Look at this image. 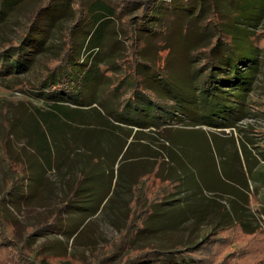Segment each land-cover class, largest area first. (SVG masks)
<instances>
[{
    "label": "rangeland",
    "instance_id": "374dc122",
    "mask_svg": "<svg viewBox=\"0 0 264 264\" xmlns=\"http://www.w3.org/2000/svg\"><path fill=\"white\" fill-rule=\"evenodd\" d=\"M38 1H21L0 15V42L16 38L15 30L21 22H26L27 13ZM109 1L119 8L122 1L125 3L129 0ZM173 1L184 8L183 13L192 11L184 0ZM213 1L220 8H229V0ZM135 6L125 11L131 17H136L140 12H135ZM159 6L163 7L162 3ZM243 7L252 9L242 12ZM159 8V11H163V19L157 25L162 27V32L145 35L138 32V35L139 49L144 58L157 57L158 62L154 63L140 61V67L148 71L149 78L156 81V85L165 88L161 103L153 95H148L150 93L146 90L133 89L134 81L139 80V75L134 73L130 55L124 53V35L118 30L125 24L116 19L104 27V48L110 51L103 54L100 49L93 58V61L101 58L103 62L107 60V55L112 56L106 61L112 64L101 68L102 77L97 83L100 93L96 90L89 92L90 97L84 100L72 99L71 103L59 110L60 114L56 113L57 118L43 113L51 109L48 105L51 100H46L44 93H38L40 96L36 97L38 94L31 87L34 80L45 72V67L55 63L46 62V59L56 57L62 48L61 32L73 20L68 11L60 13L53 22L42 28H47L46 34L40 32L43 44L36 58L45 64H35L27 71L0 82V137L6 136V129L11 125L9 122L13 120L10 137L12 150L26 163L25 130L29 128L26 125L35 119L38 120V130L47 135L50 153L54 155L49 162L42 160L40 169L36 166L33 173L28 172L32 182L31 185L27 181L23 182L25 198L16 206L7 205V208L0 211L1 230L14 243L12 245L10 241L0 240V264H31L30 259L38 264H77L74 258H79L84 264H92L95 256L109 254L112 244L122 236L134 214L139 213L134 210L135 197L132 198L131 183L139 171L146 168L150 170L153 166L159 169L161 176L175 180L179 186L174 187V183L161 182L152 176L146 179L148 201L163 196L165 199L162 202L166 203L158 207L160 214L152 218L147 230L139 234L136 247H171L184 242L186 238L197 241L204 231L211 229L213 235L202 252V264H264V161L259 154L264 146V14L258 19L264 10V0H244L238 4L237 14L233 13L236 17L243 16L246 21L251 20L248 22L250 25L258 20L255 27L256 43L262 51L256 82L247 98L249 114L238 121L235 127L227 129L207 127L214 118L208 113H198L196 107L200 102L198 94L195 95L193 90L196 80L191 73L188 74L192 64L185 59L176 61L174 51L171 53V49L160 48L162 39L167 40L168 45L182 42V38H179L182 35L175 34L181 24L179 16L182 12L179 9L176 14L171 15L169 11L166 13ZM246 14L249 15L245 17ZM194 20L187 25L193 35H198L197 40L202 38L198 42V45H202L208 38H205L203 30L197 28ZM47 22L45 20V24ZM78 32L79 30L75 32L76 42L82 40L81 35L78 39ZM234 32L238 34L246 30L235 28ZM211 39L214 44L216 40L225 46L226 43L231 44V39L222 40L218 35ZM155 48L158 49L157 56L153 54ZM95 50L82 48L81 57L85 58ZM240 50L243 51L242 48ZM164 62H167V67ZM201 63L206 68L204 74L211 81L210 91L204 92L206 95L202 98L206 103L205 109L218 120H224L221 113L226 116L225 113L231 111L234 105V100L228 97L230 92L227 85L223 87L229 81L218 72L217 65L207 59L201 60ZM140 67L136 72H140ZM243 71H239L237 78L241 77ZM237 78L233 77L234 80H238ZM137 97V101L145 97L149 99L145 104H149L148 111L157 118L156 121L171 125L166 127V133L158 129L144 131L122 126L124 130L134 129L131 133H137V140L132 142L128 154L133 160L129 161L131 163L127 161V164L122 161L121 165H124L119 172L121 166L117 168L118 165L113 162L121 144V138L117 134L126 136L130 132L103 126L105 115L100 114L98 105L110 109L111 106L115 107L113 104L117 100L120 115L117 119L127 124L145 126L148 123L135 122L136 117L147 121L143 117L146 112L141 113L143 105L137 103ZM156 104L158 108H154ZM65 115H69L71 121H67ZM16 116L20 117L16 120ZM42 118L47 122L42 121ZM220 125L225 126L226 122ZM33 128L32 122L30 130L33 131ZM130 142L129 140L128 143ZM59 148L60 153L57 154ZM88 148L92 151L87 153ZM157 157L159 158L156 160ZM3 159L0 150V193L5 190L6 164ZM91 165L97 169H93L95 175L87 169ZM109 166H113V169L116 166V170L111 173V169H106ZM81 172L89 175L82 186L86 188L81 192L85 197L83 202L78 203L76 209L71 206L60 212L61 227L58 231L46 230L34 234L35 230L43 229V223L54 221L56 209L60 203H65L60 202V199L67 196L77 174ZM96 174L99 176L95 184ZM37 178L40 179L36 182ZM93 185L97 187L93 189ZM103 190L107 195H102ZM91 192L94 193V198L91 199L94 201L86 198ZM233 221H241L245 228L254 229V232H244L240 224L213 230L215 225ZM1 241L5 244H1ZM18 249H22L23 253ZM51 254H66L70 257H44Z\"/></svg>",
    "mask_w": 264,
    "mask_h": 264
},
{
    "label": "trees",
    "instance_id": "16d2710c",
    "mask_svg": "<svg viewBox=\"0 0 264 264\" xmlns=\"http://www.w3.org/2000/svg\"><path fill=\"white\" fill-rule=\"evenodd\" d=\"M21 1L26 0H0V15L4 14L8 8H12V5H17ZM139 1H141L140 6L138 4ZM184 1L187 2L189 6H191L192 11L183 13L182 11L184 8L181 7V5H176V1L173 0H129L125 3L122 1L120 3L121 8H117L109 0H39L36 5L33 6L27 13L26 22H21L15 30L16 38H14V40L0 42V82L4 79H9L13 76H17L19 73L27 71L30 66L35 64H45H43V61L41 62L40 59L36 58L43 44L41 37L42 35L40 32L46 34L47 28L45 30H42V28H44L46 25L48 26L49 22H53L60 13L68 11L72 15L73 20L70 25L64 28L61 32L63 43L62 48L56 57L46 59V62L54 61L55 63L52 66H46L44 69L45 72L41 73V76L34 80V85L31 87L34 93H44L43 97L46 100H51V103L48 104L51 109L46 110L43 113L57 118L56 113L60 114L59 110H62V107L66 106L65 104L71 103L72 99L75 100L76 98H80L81 100H84L87 97H90L89 92L96 90L99 92L97 89V83L102 77L101 68L105 65L109 66L112 64L106 63V61H108V59L112 56L107 55V60H103V62L101 58L95 61H93V58L100 49L102 50L103 54H108L110 51V49L104 48L106 45V43L103 42V34L105 32L104 27L110 23H113L116 19L119 20L123 25L125 24L124 27L121 26L120 30H118L122 31L124 35L122 38L124 40L123 48L125 47L124 53L126 52L130 55L131 59L133 60L132 62L134 63V73L139 75V80L134 81L135 84L133 89L146 90L150 93L148 95H153L156 101L159 103L164 99L162 91L165 90V88L156 85L157 82L149 78L148 71L141 69L140 67V61L154 63L155 61L158 62V60H156L157 57L144 58V56L141 54L142 50L139 49L140 37L138 32L143 33V35L146 33L153 34L156 32H162V27L157 25L159 22H161V19H163V11L158 10L160 7L159 3H162L163 7L159 9H163L166 11V13L169 11L171 15L176 14V10L181 9L182 13L179 16V22H181V24L176 30L175 34L182 35L181 37L179 36V38H182V42H180V44H175V42H173L168 45L167 40L164 41L162 39L160 42V48L171 49V53L174 51L176 61L185 59V61H188L189 64H192L188 69L190 70L188 74L191 73L192 76L195 77V80L198 81L196 82L194 80L195 83L193 88L194 94H198V102H200V104L196 107L198 113H208L214 118L212 123H208L207 127L215 129L233 128L238 121L247 117L249 114L247 98L253 91L256 82V73L260 66V52L262 51L256 43L257 30H255V27L258 23V20L255 21L253 25H250L248 22H251V20L246 21L243 16L236 17L233 14H237V6L244 0H229L228 9L220 8L213 0H197L198 4L197 2H192L191 0ZM168 5H170V8H168ZM134 6L136 8L135 12H140L136 17H131L125 11H128L130 7ZM247 9L251 10L252 7H243L242 12L246 11ZM263 14L264 10L258 19H260ZM248 15L249 14H246L245 17ZM45 20H48L47 24H45ZM191 20L195 21L197 28L203 30L205 33V38H208V40L202 45H198V42L202 38L197 40L198 35H193L191 33V28L189 30V26L187 24H189ZM235 28H243L246 30V32L236 34L234 32ZM214 29H217L215 31L216 33H213ZM78 30V39H80L79 36L81 35L82 40L76 42L75 32ZM214 35H218V37H220L222 40L229 39L228 41H230L231 39V44L226 43L225 46L223 43L218 42V40H216L214 44L213 40L211 39ZM82 48H85V50H96L92 54H87L85 58H82V55L80 54V50ZM240 48H242L243 51H241ZM177 49L180 51L177 52ZM157 51L158 49L156 50L155 48L153 54L156 56ZM204 59H207V61L210 63L215 64V66L217 65L219 70L218 72L221 75L226 76V80L229 81L223 87L227 85L226 88L230 92L228 97H231L234 100L233 106H236L235 108L232 106L231 111L225 113L226 116L221 113V115L224 117V120H218L217 117L214 116L210 111H207L205 109L206 103L202 100L204 95H206L204 92L210 91L211 89V81L209 76L204 74L206 68L202 63L200 64L201 60ZM167 62L163 63L165 64V67H167ZM139 67L140 72H136ZM240 70H244L243 73H241L242 78H237ZM233 77H236L238 80H234ZM203 78L206 79L203 80ZM202 82L204 88H202ZM196 84L199 85V87H197ZM82 88L85 89L81 90ZM133 94L136 93L134 92ZM35 96L39 97L40 94ZM138 98L139 97L136 98V101ZM207 98H209V95H207ZM146 100L147 102H145ZM148 100L149 99L145 97V99L140 98L139 101H137V103H140L141 106L143 105L141 108V113L146 112L143 117H146L145 119L147 121H142L141 118L136 117L135 122L148 123L145 126H138L131 123L127 124L117 119L120 117L117 109V100L115 101V104H113L115 107L111 106L110 109L108 107L106 109L105 106L103 107L98 105V108L101 110L100 114L105 115V120H103L104 122L102 124L103 126L130 132L126 136H122L115 132L121 138L120 147L115 159L113 160L114 164H116V166L118 165L117 168L121 166L119 172H121L122 166L124 164H127L129 161L133 160L132 157H128V154L132 142L137 140V133H131L134 131V129L129 128V130H124L122 126L127 125L131 126V128H138V130L144 131H155L158 129L161 130L162 133H166V127L171 125L170 123H161L156 121L157 118L153 117L152 113L148 111L149 104H145L148 103ZM157 105L158 104L154 105V108H158L159 106L156 107ZM218 115L221 116L220 113ZM18 117L20 116H16L15 119L17 120ZM64 118L67 121H71V117L69 115H65ZM41 120L47 122V120L44 118ZM32 122L34 126L33 131L30 130ZM225 122V126L220 125L221 123ZM9 123H11V125L6 129V136L0 137V150L4 158L3 162L6 164V177L4 179L5 190L0 193V204H3L0 207V211L4 208H7V205L11 207L16 206L25 198L26 195L22 188L23 182L27 181L29 182V185H31L32 182V180L30 181L28 177V172L34 171L36 166L38 169H40L42 160L49 162L54 156L52 153H50V143L48 141L47 135L44 132L38 130V120L36 121L33 119L29 125H26L29 126V128L25 130L27 134V154L25 155V157H27L25 163V160H22L18 155H15L12 150V141L10 137L12 135L11 127L13 120ZM138 130L136 132H139ZM61 135L62 133L60 136ZM60 140L62 141V137ZM129 140L131 141L130 143H128ZM262 148L263 151L259 154L264 161V146H262ZM91 151L92 150L90 148L87 149V153ZM59 153L60 148L57 150V154ZM158 158L159 157H157L156 160ZM122 161L125 162L123 165H121ZM113 166H109L106 169H111V173H113V171L116 170V166L114 169ZM154 167L155 166H153L150 170L146 168L139 171V174L137 173L138 175L136 179L134 180V177V181L131 183L130 189L132 192V198L135 197L134 210H138L139 213L134 214L131 222L127 224L122 236L112 244L111 250L109 251L110 253H103L101 257L95 256L92 264H202V252L205 250L207 242L213 235L212 231H210L211 229L207 230V232L204 231L200 236V239L197 241H190V238H186L184 242L176 243L171 247H157L153 245L139 247L135 246V242L137 241L139 234L147 230L149 227L148 222L160 214V208L158 207L166 203L162 202L165 199L163 196L157 200L153 199L148 201L145 191L146 179L152 176L156 179H159L161 182L168 181L174 183V187L179 186L178 184L176 185L175 180L161 176L159 169H155ZM94 168L97 171L96 167H93V165H91L89 168L87 167V169H89L92 174L94 173L93 175L96 173L93 172ZM98 176L99 174H96L94 177L95 184ZM39 179L40 178L35 179L36 182ZM88 179V173L81 172L77 174V178L70 187L67 196L64 199H60V202L64 201L65 203H60L56 209L57 211L54 215V221L52 223L49 221L43 223V229L35 230L34 234H38L39 232L46 230L48 232H54L60 229V212L71 206L74 207L73 209H76V207L79 206L78 203L83 202L82 199L85 197L82 196L83 194L81 192L86 188H82V186ZM92 187L95 189L97 185H93ZM102 195H107L105 194L104 190ZM86 198H89V201H94L91 200L94 198V193L91 192ZM3 218H5V216H3ZM234 224H240L246 233L254 232V229L245 228V225L241 221H233L218 226L215 225L213 230L231 227ZM214 232L216 231H213V233ZM0 240L10 241L5 233L2 232L1 224ZM11 241L10 243H12ZM1 244L4 245L5 243H2L1 241ZM13 244L14 243H12V245ZM7 245L9 246L10 244ZM18 250L21 254L23 253L21 251L22 249ZM90 252L91 254L94 253L92 249ZM48 256L64 259L70 257L66 254H51L44 257L48 258ZM74 259H76L77 264L85 263L79 258ZM29 263L38 264L34 261V259H30Z\"/></svg>",
    "mask_w": 264,
    "mask_h": 264
}]
</instances>
